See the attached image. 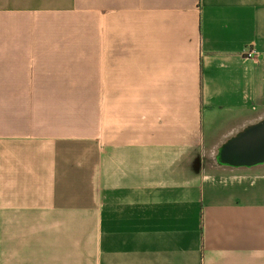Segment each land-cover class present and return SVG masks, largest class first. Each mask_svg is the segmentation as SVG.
Returning <instances> with one entry per match:
<instances>
[{
  "label": "crops",
  "instance_id": "0c3cea01",
  "mask_svg": "<svg viewBox=\"0 0 264 264\" xmlns=\"http://www.w3.org/2000/svg\"><path fill=\"white\" fill-rule=\"evenodd\" d=\"M263 121L264 0H0V264H264Z\"/></svg>",
  "mask_w": 264,
  "mask_h": 264
},
{
  "label": "water",
  "instance_id": "95a60500",
  "mask_svg": "<svg viewBox=\"0 0 264 264\" xmlns=\"http://www.w3.org/2000/svg\"><path fill=\"white\" fill-rule=\"evenodd\" d=\"M254 132V134L251 133ZM224 163L232 166H250L264 162V121L253 126L221 150Z\"/></svg>",
  "mask_w": 264,
  "mask_h": 264
},
{
  "label": "built area",
  "instance_id": "2783aa9c",
  "mask_svg": "<svg viewBox=\"0 0 264 264\" xmlns=\"http://www.w3.org/2000/svg\"><path fill=\"white\" fill-rule=\"evenodd\" d=\"M252 53L254 54L255 52L253 51ZM248 55L251 56V52H249Z\"/></svg>",
  "mask_w": 264,
  "mask_h": 264
}]
</instances>
